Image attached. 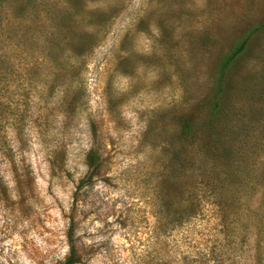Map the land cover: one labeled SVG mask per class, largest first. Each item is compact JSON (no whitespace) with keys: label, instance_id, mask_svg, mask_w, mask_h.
Returning a JSON list of instances; mask_svg holds the SVG:
<instances>
[{"label":"rangeland","instance_id":"1","mask_svg":"<svg viewBox=\"0 0 264 264\" xmlns=\"http://www.w3.org/2000/svg\"><path fill=\"white\" fill-rule=\"evenodd\" d=\"M71 210L76 264H264V0H0V264Z\"/></svg>","mask_w":264,"mask_h":264},{"label":"trees","instance_id":"2","mask_svg":"<svg viewBox=\"0 0 264 264\" xmlns=\"http://www.w3.org/2000/svg\"><path fill=\"white\" fill-rule=\"evenodd\" d=\"M245 41L238 42L234 47L229 51V53L224 57L221 62L220 70H223L236 56H238L244 48ZM87 173L85 176L77 182L75 191H79L82 187L87 186L91 183L93 177L99 172L101 163L98 157L90 152L86 155L85 162ZM73 211L71 210L70 215L67 217L68 226L66 230V240L68 245V252L62 261L57 264H76L78 263L77 253L73 245V232H74V220H73Z\"/></svg>","mask_w":264,"mask_h":264}]
</instances>
